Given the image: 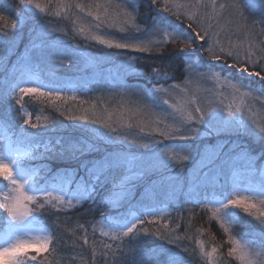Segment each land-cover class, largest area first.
<instances>
[{"label":"snow or ice","instance_id":"6c2138e0","mask_svg":"<svg viewBox=\"0 0 264 264\" xmlns=\"http://www.w3.org/2000/svg\"><path fill=\"white\" fill-rule=\"evenodd\" d=\"M19 5L21 6L19 9L9 5L7 10H0V22L7 21L4 24V31L0 33V44H4L6 50L15 45L17 33L28 24L33 25L34 37L30 39V55L21 64L15 66L11 83L6 81L3 85L4 91L0 101L3 105H7L6 115L0 116L5 125V129L0 131V259L4 260L5 264H27L29 261L33 264H45L47 257L38 260L40 253H48L50 248L51 252L55 253L57 251L55 244L62 241L63 233L69 230L71 217L64 215V219L61 220V215L76 210L77 205L93 200L98 187H106L110 184L111 198L101 201V204L106 207L97 205L100 219L87 223L77 222L76 227L71 229L77 241H82V245H88L91 248V264H182L176 256L162 246L158 255L153 254L154 259H145L142 256L137 261L135 257L140 251L139 238L142 234L157 236L166 240L168 244H176L177 247H183L179 244L181 240H194L195 247L191 249V254L195 255L198 248L204 264H212V256L217 252V247H212L211 252H208L202 240L189 234L191 217L195 215L193 209H188L189 227L185 229L184 235L178 233L184 217L179 214L173 217L167 208L161 207L163 202L157 199L155 194L146 196L140 201L136 211H123L126 203H130L128 189L132 183L131 177L138 175L133 169L134 157H129L120 151H109L98 159L84 162L82 165L84 176L79 180L73 179L76 170H65L62 174L57 173L52 176L47 167V161L53 153L58 157L84 156L86 153L96 152L100 145L91 139L83 142L69 141L59 150L47 144L41 145L38 138L43 130L28 131L29 128L39 129L40 125L32 122L33 114L25 107L24 98L35 93L53 103L55 101H63L65 104L69 101L76 102L81 106L82 114L76 115L67 109L60 111V115H67L69 120L82 121L85 125H99L106 130L105 133L99 134L104 140L115 142L123 139L129 144H138L141 148L149 149L150 144L160 143L156 140V135L165 140L179 141H196L201 134L240 136L242 129L239 122L233 118L236 117V113L242 111L243 98L249 93L242 91L241 84L223 81L224 85L232 90L231 102L224 105L227 116L232 119H225L221 111L213 106L211 98H208L205 104L200 98L189 96L186 89L180 88L179 85L141 90L142 96L141 93H134L141 99L153 98L158 94L172 96L178 88L180 92L185 93V96L182 101L176 103H170L169 99L162 97L163 104L173 109L172 123L165 122L167 119L165 115L154 113L150 107L146 106L147 115L150 118L146 122L139 121L136 127L140 133L146 132L151 139L144 141L129 139V133L122 129H131L133 125L122 122L123 113L113 119V113H110L107 108L102 114L97 111L96 104H90L87 108L82 107L89 102L79 100L76 95H62L59 89L49 87L53 81L45 82L35 74L40 65L46 61L63 64L67 59V57L58 58L63 53L59 47L50 44L48 38L50 32H56L58 29L51 25L47 17H60L61 13L52 9L51 0L48 5H42L35 0H19ZM149 5L174 17L184 31H178L172 25L162 27L161 24L155 23L150 30L141 29L136 23V15L139 14L138 6L129 0L126 5H114L115 8L122 10V18L119 21L115 16L109 17L108 6H105V19L97 14L94 17L97 23L92 28L95 32H99L103 24L112 27L119 23L121 32L131 29L141 33L140 36L118 41L112 39L108 33L89 32L84 38L108 49L152 54L153 52L163 53L171 47L172 54L199 53L201 56L207 55L208 59L223 61L227 68L238 69L239 73L258 77V81L264 82V42H261V47L257 50L252 43H249L247 48L243 44H233L228 33L224 34L225 39L228 40L227 47L221 40V33L224 31L221 21L225 19V15L229 18L227 23L235 24L237 30L243 29L250 35L257 34V21L254 20L250 27L242 23L246 20L245 12L254 17L259 15L258 23L261 27L258 34L264 35V0H247V2L225 0L223 3H218V0H163V2L149 0ZM77 7L81 6L77 5ZM8 12L13 15L10 16ZM88 15L92 16L93 13L89 11ZM84 32L85 29L81 27L78 34H84ZM56 39L59 40L60 37ZM257 56L260 59L259 63L255 59ZM136 59L137 57L126 58L127 68L131 69V62ZM4 63L5 61L0 60V66ZM187 64L188 82H191L193 78L199 81L211 79L217 83L222 82L218 72L210 75L201 73L197 71L199 65L195 61ZM248 65H251V70ZM153 76L159 80L161 72L153 68ZM152 78L149 77V79ZM164 82H167L166 73ZM259 93L260 96H264V92L259 91ZM219 95L223 97L219 101L223 105L228 97L223 93ZM13 98L14 104L20 106L14 109L15 118L22 121L25 126L23 128L12 126ZM259 98V96L255 97L257 100ZM237 99L239 103H236ZM261 108H264V102H261ZM141 114L145 113L139 107L133 113V115ZM36 119L39 120L40 117L37 116ZM52 123L55 121L53 120ZM253 123H256L255 120ZM161 124H163L162 128ZM199 125H203V128L198 127ZM256 127L258 133L247 126L243 131L246 135L258 137L259 141L264 142V124H256ZM90 131L97 134L96 128H91ZM224 146V142L220 141L211 147L220 152ZM41 147L44 148L43 152L40 151ZM181 147L187 149L189 146L181 145ZM232 152L235 155L229 160L235 176L230 186L227 181L218 185L217 179L209 178L202 185H193L188 197L194 208L200 207L201 212L208 216V221L218 223L219 229L227 236V243L230 245L227 252L229 257L234 256L239 264H264V164H257V160L261 157L253 155L241 145H235ZM163 156L178 159V161H186L190 158V154L173 157L169 149L163 154H153V160L165 164ZM147 163L150 166L151 161ZM116 173L120 175L117 177ZM49 177H52L54 182ZM73 182L76 184L74 190L71 188ZM175 196L174 190L171 197L175 198ZM93 203H95L94 200ZM258 204L260 207L257 206ZM236 209L242 210L248 217H253L260 226L259 231L252 232L248 239L237 238L238 234L234 232L237 225L247 223L251 227V221L246 220L235 211ZM113 210L117 213L116 215L112 214ZM87 211L88 214L95 215V209L92 207H89ZM89 226L91 233H89ZM78 230L82 235L78 234ZM97 232L100 237L107 240L97 242ZM197 233L202 234L199 229ZM73 244L75 245V242ZM130 245H134L131 249V258L125 253V249ZM97 247L101 249L99 260H97ZM28 249H33L36 254H31ZM184 251L190 250L185 247Z\"/></svg>","mask_w":264,"mask_h":264},{"label":"trees","instance_id":"16d2710c","mask_svg":"<svg viewBox=\"0 0 264 264\" xmlns=\"http://www.w3.org/2000/svg\"><path fill=\"white\" fill-rule=\"evenodd\" d=\"M35 2L42 5L49 4V0H35ZM111 2H116L119 5H126L129 0H51L52 9L54 11H60L61 16H48L47 20L51 22L53 27L64 29L68 33L66 37L69 38L71 43L79 46L81 54L86 51H88L90 54H107L110 51L108 48L96 44L90 39H85V33L78 34L79 29L76 26V22L78 21L77 19L80 15L95 25L97 21L94 19V17L97 14H99L102 19H105V6H108L107 11L109 13V17L115 16L119 21V19L122 17L115 14L114 11L111 10L112 6L114 5ZM130 2L138 6L139 14L136 15V23L141 29L150 30L152 25L155 23L161 24V26L172 25L178 31H184L182 26L179 25V22L175 21L174 17L169 16L167 13L158 11L150 5L148 6L149 0H130ZM161 2H163V0H161ZM223 2H225V0L219 1V3ZM245 2H247V0H245ZM9 5L16 9L21 7L19 5V0H0V10H7ZM77 5H80L81 7H77ZM89 11L93 13L92 16L88 15ZM8 14L10 16L13 15L11 12H8ZM245 17L246 20L242 23L249 25V27L254 20L257 21V34L250 35L243 29L237 30V28H234L230 39L233 44H243L245 48L248 47L249 43H252L255 45V48L259 50L261 47V42H264V35L258 34L259 28L261 27V25L258 23L259 15L257 14L254 17L245 12ZM41 18L43 19V17ZM228 19L229 18L227 15H225V19L221 21V27L223 29L229 26L227 23ZM5 23H7V21L0 22V33L4 31ZM215 23L216 22L213 20V24ZM120 26L121 25L119 23L112 27H108L107 24H103L101 25V30L123 38L138 37L141 35V33L134 32L131 29L126 32H121L119 30ZM32 28V24H28L27 26L23 27L22 31L17 33L15 45L10 49L6 50V46L4 44H0V60L5 61L4 65L0 66V101H2V93L4 91L3 85L7 81L9 72L8 70L11 66V61L18 56L26 55L31 49L30 39L34 38ZM224 34L225 31L221 33V40L225 44V47H227L228 40L223 37L225 36ZM130 54L131 57H137L136 60L131 62L133 68L143 73L140 75L129 76L127 79L134 82H139L145 86L154 84L153 81L149 82L148 80L149 77H153V68L159 70L161 72V76H165V73H168L169 75H167L171 78V81H169L170 83H180L184 81L186 77L185 67L187 66V63L190 61H195L198 63L196 57L198 53H179L178 55L175 53L172 54L171 47H169L167 51L163 53L153 52L152 54H149L131 51ZM203 57L208 58L207 55H203ZM257 57L259 58V56ZM69 61L57 66L56 70L58 69L57 71L61 74L90 73L89 65H87L86 61L82 60L80 55L70 57ZM219 62L224 64L223 61ZM257 62L259 63L260 59H258ZM229 63H231V61H229ZM248 67L251 70V65H248ZM223 72L229 73L231 78L239 80L251 91H255L258 96H260L259 91L264 92V82H258V77L255 81H252L238 78L234 72L231 71L228 72L223 70ZM90 101L97 103L94 100ZM24 103L27 110L33 114L32 122L38 123L40 125L39 129L29 128L28 131L36 132L43 130L42 135L38 138L41 145L47 144L51 148L59 150L61 147L66 146L69 141L79 140L83 142L88 139H91L100 145L96 152L86 153L84 156L66 155L58 157L55 155V153H53V155L50 156L47 161V167L51 171L52 176H55L57 173L62 174L65 170H76L73 179L79 180L80 177L84 176L82 167L84 162L98 159L100 156L106 154L109 151H120L124 154H144L146 159L148 158L149 161H151L152 165L150 164L148 167L145 164H141V166H139V164L136 163L135 166H133L134 171L138 173V175L131 177L132 183L129 185L128 189L130 192L129 199L131 196L133 199L130 201V203H126L123 211H134L133 209L136 210L137 207L131 208L130 206H138L139 202L144 200L146 196L155 194L156 198L161 200L160 198L163 196V194H171L175 190V198L170 197L168 199L165 197L163 202H165V208H167V210L172 213L173 217H175L177 214L184 217L183 221H181V228L178 229V233L180 235H184L185 229L189 227L188 209H193L195 215L191 217V231L189 234L194 235L199 240H202L204 242L206 251H211L212 247L214 246L217 247L216 253L220 257L217 264H239L234 256L229 257L227 255L230 245L227 243V236H225L222 230L219 229L218 223L215 221L209 222L208 216L201 212L200 207L194 208L193 203H191L189 200L188 191L190 190L191 186L193 187V185H195V183L198 181L201 182L196 169L198 167L197 163L201 158H203L208 150L206 148L208 147L213 149L211 146L217 145V143L220 141H223L225 146L222 151L214 153L213 156L215 159L213 160L212 165L209 166L211 172H213V170L214 172L216 171L215 166L217 163H220V161H223V156L225 154H231L232 156L235 155L232 152L231 147L234 148L237 144L248 149L253 155L261 157L259 160H257V164H264V142L259 141L258 137L254 138L246 135V133L243 131L246 126H240L242 129L240 136H236L235 134H202L204 135L202 139L194 142H186L187 144L192 145V148L187 150L190 152V158L188 160L178 161L174 159H165V164H161L153 160V155L150 156L149 154L159 149H163L164 146L170 145L172 142H174L173 140H165L158 136L157 138L161 140L160 143H156L155 147L143 152L135 146H128L124 143L104 140L99 134L105 133L106 130L101 128L99 125H85L82 121L69 120L67 115H60V111L67 109H70L73 114H82L81 107L77 108L79 105L75 103H71L70 101L66 104L63 101H55V103H53L44 97L37 96L35 93L26 96L24 98ZM88 106L90 107V104L86 107ZM18 107L20 106L14 104L13 112L11 113L13 118L12 126L15 128H23L25 126L22 124V121L19 118H15L14 109ZM97 111L102 113V110L98 106ZM6 113L7 105L0 103V116H4ZM125 113H127V111ZM37 116L40 117L39 120L36 119ZM124 116L122 117V122L131 123L133 127L131 129H122V131L129 132L136 130V122L132 118H127ZM140 116L141 118L143 117L142 115ZM53 120L55 123H52ZM198 127L203 128V125H199ZM91 128H96L97 134H93L90 131ZM4 129V121L0 119V131H3ZM252 129L254 132L258 133L257 128ZM9 135H11V133H9ZM62 142H64V144H62ZM40 151L43 152L44 148L41 147ZM119 175L120 173H116L117 177ZM49 179L52 180V177H49ZM52 182H54V180H52ZM74 187H76L75 182H73L71 185L72 189ZM110 189V184L106 187H98L93 195V200L95 203H93V200H89L85 203L77 205L76 210L67 214H62L61 220L64 219V215H69L71 217V223L68 226L69 230L63 233L64 239L55 244L57 249L55 253H52L50 248L48 253L41 252L38 260L47 257L45 264H49V262H51V264H91V248L88 245H82V241H77L72 235L71 229L76 227L77 222L87 223L88 221H98L100 219L97 205L100 204L101 207H106L101 204V201L102 199L111 198L112 192ZM209 195L211 194L209 193ZM89 207L95 209V215L88 214L87 210ZM235 211L239 212V214L245 217L246 220L251 221V227L247 223L235 226L234 232L238 234L237 238L248 239L250 238V234L252 232L259 231L260 226L253 217H248L247 214L240 209H236ZM112 214L116 215L117 213L115 210H113ZM197 229L201 230L202 234L197 233ZM89 233H91L90 226ZM78 234L82 235L79 230ZM213 237H215V239H213ZM139 239L141 243L139 246L140 251L136 253L135 257L137 261H139L142 256L145 259H154L155 257L153 254L155 253L158 255L162 246L163 249L168 250L169 253L176 256L177 259L182 262V264H204V259L200 257L198 248L195 255L191 254V249L195 247L194 240H181L179 241V244H181L183 247H177L176 244H168L166 240L160 239L154 235L142 234ZM96 240L99 242L100 240H107V238L100 237L99 232H97ZM73 242H75V245ZM133 247L134 245H130L129 248L125 249V253L129 258L132 256L131 249ZM185 247L190 251H184ZM28 251L33 255L36 254L33 249H28ZM100 251L101 249L97 247V260L100 259ZM0 264H5L4 260L0 259ZM27 264H33V262L29 261Z\"/></svg>","mask_w":264,"mask_h":264},{"label":"rangeland","instance_id":"374dc122","mask_svg":"<svg viewBox=\"0 0 264 264\" xmlns=\"http://www.w3.org/2000/svg\"><path fill=\"white\" fill-rule=\"evenodd\" d=\"M220 0H218L219 3ZM114 5H118L116 2H111ZM112 6V9L115 14L122 17V10L117 9ZM78 21L76 22V26L78 29L81 27L85 29V34L88 35L89 32H93V34H99V33H108L109 36L118 41H122L126 38L123 37H117L115 35H112L109 32L102 31L101 29L99 32H95L92 28L93 24L89 21H87L83 16L78 17ZM228 21V20H227ZM229 25V24H228ZM167 27V26H162ZM56 28V27H55ZM236 28L235 24H231L224 28L225 33H228V35L231 37L233 29ZM58 31L56 32H50L49 33V42L55 47H59L61 52L63 53L62 56L58 58H65L64 63H67L70 60V57L79 56L82 58V60L86 61L87 65L90 67V73L85 74H61L56 70V67L60 65V63H54L52 61H46L43 64L40 65V67L36 70L35 74L40 76L42 80L47 82L48 80L53 81L49 85V87L59 89L61 91L62 95L65 96H71L76 95L79 100L88 101L89 103L83 105L85 108L89 104H97V106L102 110L107 108L110 113H113V119H115L118 115L123 113V116L125 115L127 118H132L136 124L134 131H129V139H137L138 141H144L147 139H151L147 136V133H140L138 127H136L137 123L139 121H147L150 116L147 115V107H150L152 112L157 114H163L167 117L166 121L167 123H172L173 119V109L169 108L168 105L163 104L162 97L169 99L170 103H176L178 101H182V99L185 96V93H182L179 91V88L176 90V92L172 96H167L163 94H158L157 96L153 98L143 97L138 98L137 95L134 93H141V90H150L156 87H165L168 88L170 85H179L180 88H185L187 91V94L189 96L198 97L201 100L204 101L205 104H207V99L211 98L213 100V106L216 107L218 110L221 111V115L225 117V119H232L227 116V111L224 110V105H227L232 100V90L229 87H226L223 83V81H231L232 83H237L242 85V91L248 92L249 95L244 97V104L241 105L242 111L236 113V117L233 118L234 120L239 122L240 126H248L252 128H257L256 124H264V108H261V102H264L263 98H259V100L255 99L257 97L256 94H254L250 89H248L246 86H244L242 83L237 82L230 78V75L228 73H224L223 71L217 69L216 67H211L206 64L199 65L197 71L205 74H211L214 72H218L221 76V83H217L214 80H207V81H199L195 78L191 80V82H188V64L185 67L186 69V77L184 81L180 83H170L171 78L167 75V82H164V76H160V79L157 80L154 76L152 79H148L149 82L153 81L154 84H151L150 86H145L144 84H141L139 82H134L131 80H128L127 77L134 76V75H140L141 71H138L137 69L132 68L129 69L126 66V58H131L130 50H120V49H109V53L107 54H90L88 51L81 54V50L78 45L71 43L69 38L64 35V33H67L62 28H57ZM68 34V33H67ZM60 37L59 40L56 38ZM225 37V36H223ZM92 41V40H91ZM62 42V46H61ZM95 42V41H94ZM102 46V45H101ZM105 47V46H103ZM106 48V47H105ZM117 53H123L122 55ZM30 55V51L26 55L18 56L14 58L11 61V66L9 68L7 82L11 83L13 71L15 70V66L21 64L23 60H25ZM197 61L202 62V57L199 53L197 54ZM204 58V57H203ZM208 59V58H207ZM255 59H259L258 57H255ZM63 63V64H64ZM121 85H124V87H121ZM210 90V91H205ZM220 93H223L224 96H227L228 99L224 100L223 105L219 103V101L223 98ZM123 94V95H122ZM94 100L97 103H94ZM77 105H79L76 102H72ZM236 103H239V99L236 100ZM79 105L77 108H80ZM89 107V106H88ZM143 109L145 114H141L143 117L141 118L140 115H133V113L136 112L137 108ZM235 107V105H233ZM127 111V113H125ZM146 111V112H145ZM118 113V114H115ZM127 114V115H126ZM105 116L107 114H104ZM122 116V117H123ZM124 116V117H125ZM253 120H255L256 123H253ZM160 127H163V124L160 125ZM159 135H156V140L161 141L158 139ZM204 135H200L199 139H202ZM196 140V141H198ZM170 145L164 146L163 149H159L157 151L152 152L149 154L152 156L153 154H163L164 152L168 151L169 149L172 152L173 157H178L179 155L189 154L188 149L192 148L191 144H187L186 142H194V141H179V140H173ZM177 141V142H175ZM115 142L124 143L128 146H135L141 151H148L156 146V143H152L149 146V149H144L139 147L138 144H129L126 140H118ZM185 143V144H183ZM181 145H188L189 147L187 149L182 148ZM208 149L203 158L200 159V161L197 163V172L199 174V177L201 179V182H197L196 184L202 185L203 182L208 180L209 178L217 179V183L223 184L227 181L228 184H231L235 173L231 169L230 160L229 158L232 157L231 154H225L223 156V161H220V163H217L215 166V172H211V169L209 168L210 165H212L213 160L215 157L213 156L215 152L214 149L206 148ZM233 149V147H231ZM129 157L135 158V164L138 163L139 166L141 164H145L149 167V159L145 157L144 154H135V153H129L126 154ZM170 159L168 156H163V160ZM178 160V159H174ZM158 162V161H157ZM159 163V162H158ZM135 164L133 166H135ZM152 165V163H151ZM76 186V184H75ZM192 186L190 187V190H192ZM75 187L73 188V190ZM189 190V191H190ZM188 191V192H189ZM211 194V193H210ZM166 198H170L171 194H163L161 196V200ZM132 196L130 197V201L132 200ZM165 202L161 204V207H165ZM260 207V205H257ZM131 208L137 207L136 206H130ZM136 211L135 209H133ZM211 252V251H208ZM220 257L217 253L213 254L212 256V264H217L219 262Z\"/></svg>","mask_w":264,"mask_h":264},{"label":"water","instance_id":"95a60500","mask_svg":"<svg viewBox=\"0 0 264 264\" xmlns=\"http://www.w3.org/2000/svg\"><path fill=\"white\" fill-rule=\"evenodd\" d=\"M245 74V73H244ZM247 76V75H246ZM249 77V76H248ZM249 78H254V77H249Z\"/></svg>","mask_w":264,"mask_h":264}]
</instances>
